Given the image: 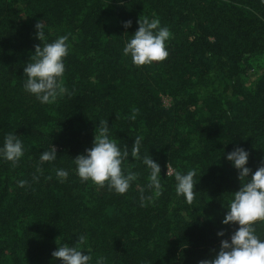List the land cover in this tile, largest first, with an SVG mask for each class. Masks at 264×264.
Segmentation results:
<instances>
[{
  "label": "trees",
  "instance_id": "1",
  "mask_svg": "<svg viewBox=\"0 0 264 264\" xmlns=\"http://www.w3.org/2000/svg\"><path fill=\"white\" fill-rule=\"evenodd\" d=\"M145 18L169 29V55L136 66L123 49ZM64 35L66 91L42 103L25 90L24 67L35 46ZM101 121L129 151L124 175L137 174L124 194L77 175L73 160L93 147ZM10 133L23 155L15 166L0 155V264H63L52 256L63 244L89 264L213 259L239 228L222 221L247 182L227 155L237 147L249 154V179L264 166V0H0V149ZM52 146L57 158L41 162ZM146 156L161 168L159 195L148 187ZM167 164L196 171L191 204ZM58 169L68 172L63 182ZM253 227L264 241V221Z\"/></svg>",
  "mask_w": 264,
  "mask_h": 264
},
{
  "label": "clouds",
  "instance_id": "2",
  "mask_svg": "<svg viewBox=\"0 0 264 264\" xmlns=\"http://www.w3.org/2000/svg\"><path fill=\"white\" fill-rule=\"evenodd\" d=\"M138 24V31L123 49L124 54H130L132 62L136 66L164 61L169 55L165 48V41L171 35L169 29L160 27L159 19L149 22L145 18L142 21L139 20ZM123 26L131 27V21L125 22ZM35 28L37 29V39L45 40L42 21H38ZM157 29L158 31H154ZM68 38V35H64L52 43L44 44L43 47L35 46L34 55L30 59L32 62L27 63L24 67V75L27 77L24 88L34 94L42 103H53L59 94L66 91L63 87L62 77L65 71L63 59L69 51V46L66 43ZM108 134V121H101L100 127L96 128L93 147L86 150L85 155H78L73 161L81 181L91 180L100 187H104L107 183L110 190L114 189L118 194H124L129 189L130 182L137 179V174L129 171L127 175H124L121 165L128 158L129 151L125 146V150L122 152L117 143L109 139ZM141 140L142 137L134 139L130 153L133 158L139 157ZM0 155L15 166L23 155L21 140L14 134H8L5 137L3 148L0 149ZM248 156L249 154L239 147L227 155V160L239 171L240 182L247 178V182L241 184L240 190L234 193V199L222 221L225 225L238 224L239 228L231 235L230 243L228 240L221 241L220 249L213 259L201 260L199 264H264V241L255 235L256 230L253 227L257 221H264V166L258 168L249 179L251 170L246 167ZM56 158L57 153L52 146L51 151L41 154L40 161L51 162ZM143 163L151 170L148 187L155 189L157 195L161 194L160 166L150 156H146ZM173 174L177 182V195L183 196L187 203L191 204L195 196L194 177L196 171L189 170L184 175L167 164V175ZM56 176L60 182H63L67 179L68 172L58 169ZM33 179L37 178L34 176ZM18 184L20 187H24L27 181L22 180ZM224 235L223 231L218 233V236ZM77 243L84 244L85 237L80 236ZM52 256L62 261L63 264H89L91 259L89 255H83L78 247H70L68 244L58 246ZM98 264H103V261H98Z\"/></svg>",
  "mask_w": 264,
  "mask_h": 264
},
{
  "label": "rangeland",
  "instance_id": "3",
  "mask_svg": "<svg viewBox=\"0 0 264 264\" xmlns=\"http://www.w3.org/2000/svg\"><path fill=\"white\" fill-rule=\"evenodd\" d=\"M17 2H15V4H16ZM170 103H171V101H170V99H168V98H163V104H164V106L165 107H169L170 106ZM84 255H86V254H84Z\"/></svg>",
  "mask_w": 264,
  "mask_h": 264
}]
</instances>
